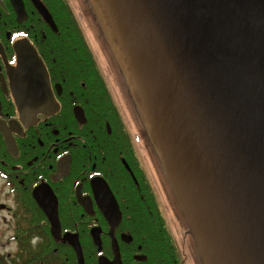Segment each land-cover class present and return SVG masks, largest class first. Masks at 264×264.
<instances>
[{
	"label": "flooded vegetation",
	"instance_id": "obj_1",
	"mask_svg": "<svg viewBox=\"0 0 264 264\" xmlns=\"http://www.w3.org/2000/svg\"><path fill=\"white\" fill-rule=\"evenodd\" d=\"M24 43L44 61L49 92L14 70ZM125 78L135 84L130 70H103L70 0H0V264H80L70 239L84 264L195 263L194 236L182 243L168 217L171 206L181 223L165 169L155 164L160 186L150 171L148 140L158 149L143 105V121L132 115L140 142L124 115Z\"/></svg>",
	"mask_w": 264,
	"mask_h": 264
},
{
	"label": "water",
	"instance_id": "obj_2",
	"mask_svg": "<svg viewBox=\"0 0 264 264\" xmlns=\"http://www.w3.org/2000/svg\"><path fill=\"white\" fill-rule=\"evenodd\" d=\"M99 1L204 264H264V0ZM16 51L25 87L49 92L36 49Z\"/></svg>",
	"mask_w": 264,
	"mask_h": 264
},
{
	"label": "rangeland",
	"instance_id": "obj_3",
	"mask_svg": "<svg viewBox=\"0 0 264 264\" xmlns=\"http://www.w3.org/2000/svg\"><path fill=\"white\" fill-rule=\"evenodd\" d=\"M70 1L74 4L75 9L77 10V15L80 18V21L86 30L88 39L93 46L94 52L103 70H107L109 72L110 70H128L126 58L119 46L114 28L112 27L108 15L103 5L100 3V1L99 0H70ZM113 84L115 86L114 90L116 94L121 96L122 95L121 88L118 85H116V83ZM124 88L127 90L128 99H123V112L128 120L127 122L129 123L132 132L140 142L141 137L133 122L132 115L136 114L133 113L135 109L136 112L138 111V113L139 111H141L140 107L142 103L138 95L137 88L135 84L133 85L131 79L127 80V78H125ZM140 117L141 120L143 121L142 111L140 112ZM143 118L145 121H147L144 112H143ZM149 141L150 139L148 140L149 150L147 149L148 160H149L148 163L150 166V171L158 179L160 186L161 181L159 180L158 171L155 167V164L159 162L164 169L165 167L160 157V154L158 155V152L155 149L154 143ZM152 157L154 159H152ZM166 178L169 181L167 173H166ZM161 193H163V188L161 189ZM169 208L171 212L172 211L171 206H169ZM170 212L167 211L169 220L171 221L172 219L174 228L176 229L180 241L182 243H187V240L193 242V236L192 234L189 233V225L188 226L186 225L183 219L184 217L183 215H181L182 214L181 210L179 214L180 216H182V219H181V223H179L178 226L176 225L175 222L176 219L173 217V215ZM194 246H195L194 264H204L199 248L195 244Z\"/></svg>",
	"mask_w": 264,
	"mask_h": 264
},
{
	"label": "trees",
	"instance_id": "obj_4",
	"mask_svg": "<svg viewBox=\"0 0 264 264\" xmlns=\"http://www.w3.org/2000/svg\"><path fill=\"white\" fill-rule=\"evenodd\" d=\"M68 15H69V17H71V15H72V11H71L70 7H69ZM88 63H90V67L89 68L92 69V65L93 64H92L91 53L86 47V49H85V65H87Z\"/></svg>",
	"mask_w": 264,
	"mask_h": 264
}]
</instances>
